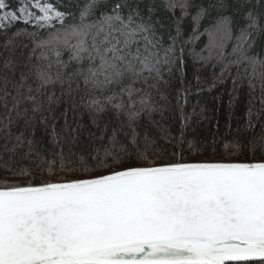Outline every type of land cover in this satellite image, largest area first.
Wrapping results in <instances>:
<instances>
[{"label": "snow or ice", "instance_id": "1", "mask_svg": "<svg viewBox=\"0 0 264 264\" xmlns=\"http://www.w3.org/2000/svg\"><path fill=\"white\" fill-rule=\"evenodd\" d=\"M0 264H264V0H0Z\"/></svg>", "mask_w": 264, "mask_h": 264}, {"label": "trees", "instance_id": "2", "mask_svg": "<svg viewBox=\"0 0 264 264\" xmlns=\"http://www.w3.org/2000/svg\"><path fill=\"white\" fill-rule=\"evenodd\" d=\"M202 41H206V37L201 38ZM193 74V68L191 66V60H189V74L188 78L191 79ZM206 81L211 80V69L207 70L205 73ZM231 81L229 80L225 84L218 85L212 91L205 90L201 92L194 99L190 97V104L195 103V100H199L201 104L205 105L208 109V114L212 117V121H205L204 124L198 128V132L202 133L204 137H207L209 140L216 136L217 138L225 136H234L237 135V130L240 129V135H246L244 132V123L246 117V111L248 108V91L247 88L242 90L239 100L235 103L233 110L230 112L227 100L229 98V93L231 90ZM216 96H222L225 103L223 105H217L215 99ZM219 108V111H216V108ZM219 121V128L216 127L215 122ZM229 123L231 128L228 127ZM178 124V121H177ZM187 155V153H185ZM196 159V157H191Z\"/></svg>", "mask_w": 264, "mask_h": 264}]
</instances>
